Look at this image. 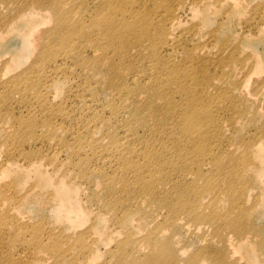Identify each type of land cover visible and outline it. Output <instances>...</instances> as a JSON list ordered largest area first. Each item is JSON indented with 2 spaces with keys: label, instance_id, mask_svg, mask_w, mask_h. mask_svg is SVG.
<instances>
[{
  "label": "rangeland",
  "instance_id": "1",
  "mask_svg": "<svg viewBox=\"0 0 264 264\" xmlns=\"http://www.w3.org/2000/svg\"><path fill=\"white\" fill-rule=\"evenodd\" d=\"M0 16V264H264V0Z\"/></svg>",
  "mask_w": 264,
  "mask_h": 264
},
{
  "label": "bare ground",
  "instance_id": "2",
  "mask_svg": "<svg viewBox=\"0 0 264 264\" xmlns=\"http://www.w3.org/2000/svg\"><path fill=\"white\" fill-rule=\"evenodd\" d=\"M2 1L4 2L5 0H0V3H3ZM108 18L109 17L105 16V17L100 18V19L103 20L102 22H104L103 31H104V34L108 37V40H109V44H108L109 46L108 47H112V46H115L117 40L119 38H121L122 36H124L125 33L117 28V25H118L117 21H116V23H114L113 21L108 20ZM3 20L4 19L0 16V22L3 21ZM148 26H149V23L147 21H143V22H140V23L138 22V23H136L134 25L129 24V32L131 33V32H134V31H136V32L139 31L140 33L143 34L144 37L149 38L148 36H145V35H147V31H146L147 29L142 31V29L144 27L147 28ZM107 43H108V41L106 42V44ZM190 98H192L194 100L192 101V104H191V101L189 100V108H188V110H189V113L191 114V115L188 114L189 117H191L192 114L196 113L195 109H196V100H197L194 97H190ZM197 120L198 119H195V122L192 125L198 126L199 122ZM206 151H208V148L205 149V152ZM234 168L236 169V168H238V166H235ZM231 176H232V180L235 179V175L231 174ZM233 201H235V198L233 199ZM210 219H211V217H210ZM226 241L228 242V239Z\"/></svg>",
  "mask_w": 264,
  "mask_h": 264
}]
</instances>
